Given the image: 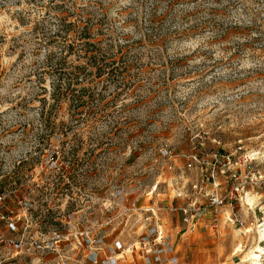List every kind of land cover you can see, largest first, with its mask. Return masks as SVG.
Returning a JSON list of instances; mask_svg holds the SVG:
<instances>
[{
	"label": "rangeland",
	"instance_id": "obj_1",
	"mask_svg": "<svg viewBox=\"0 0 264 264\" xmlns=\"http://www.w3.org/2000/svg\"><path fill=\"white\" fill-rule=\"evenodd\" d=\"M62 19L79 22L69 42L90 32L82 41L103 48L105 71L91 52L63 49ZM63 57L67 72L87 68L94 96L53 97ZM201 143L264 160V0H0V194L18 196L5 235L57 244L65 264L111 231L150 237L134 205L171 198L165 151ZM247 220L242 264H253L263 236ZM39 258L0 249V264Z\"/></svg>",
	"mask_w": 264,
	"mask_h": 264
},
{
	"label": "built area",
	"instance_id": "obj_2",
	"mask_svg": "<svg viewBox=\"0 0 264 264\" xmlns=\"http://www.w3.org/2000/svg\"><path fill=\"white\" fill-rule=\"evenodd\" d=\"M219 148L220 143L216 148L201 143L184 154H176L172 150L165 151V155L171 160L166 172L177 170L176 174L171 176L170 184L174 204L171 207L158 208L156 211L153 208L141 210L145 214L150 213L148 217L152 218L155 224V238L152 243L148 242L150 248L165 237L163 219L159 215L162 211L168 214L180 213L183 222L191 231L202 221L208 220L215 226L221 218H227L248 231L247 219L250 218L251 226L256 228L258 235L264 232V202L256 200L260 197L264 200V160L245 151L243 146H237L227 152H222ZM180 159L183 160L181 164ZM14 197L18 198L12 190L0 194V225L4 224L6 230L11 232L17 229V216L14 209L8 206ZM249 199H253L252 204ZM257 215L262 216L258 218ZM4 232L0 226V249H12L18 253H38L41 259L55 255L58 256V261L54 264H65L66 254L56 247L57 244L52 245L54 250L50 252L51 248L43 246L46 241L42 243L40 239L35 240L33 237H9ZM90 242L93 245V241ZM259 244L264 249V238H261Z\"/></svg>",
	"mask_w": 264,
	"mask_h": 264
},
{
	"label": "crops",
	"instance_id": "obj_3",
	"mask_svg": "<svg viewBox=\"0 0 264 264\" xmlns=\"http://www.w3.org/2000/svg\"><path fill=\"white\" fill-rule=\"evenodd\" d=\"M176 172L177 170L170 171L168 175L173 176ZM170 184H168V192H171ZM157 195L158 198L153 199L152 203L134 205L133 211L139 213L140 210L151 208L156 211L158 208H167L174 204L172 197L169 198L166 194ZM251 202L253 201H249L250 204H252ZM159 215L163 219L162 228L165 237L152 248L148 246V242L152 243L155 238L154 234L150 237H135L133 241H127L123 235L113 234L111 231L106 233L102 241L95 248H91V251L84 250L85 255L77 264L243 263L240 241L245 239L246 235L236 223L227 218H221L214 226L207 220L197 224L196 229L191 231L190 227L183 222L180 213L168 214L162 211L159 212ZM148 218L153 222L152 218ZM143 226H141V230H143ZM38 262L35 264L52 263L51 260L44 258H39Z\"/></svg>",
	"mask_w": 264,
	"mask_h": 264
},
{
	"label": "trees",
	"instance_id": "obj_4",
	"mask_svg": "<svg viewBox=\"0 0 264 264\" xmlns=\"http://www.w3.org/2000/svg\"><path fill=\"white\" fill-rule=\"evenodd\" d=\"M78 19L76 21L74 20H67V19H62L61 20V29L60 33H65L66 37V43H64V48L67 51L74 49H80V50H85L91 53H83L87 55L88 60H94L95 65L99 68L100 71H105V68L108 67V63L104 61V59L99 60V56L103 51L102 47H97L98 45L97 42H90V41H82L84 36H90L89 33H85L84 31H81L77 33L76 35V41L74 42H69V28H74L76 25H78ZM198 29V28H197ZM195 28H189L188 31L194 32V30H197ZM75 32V31H73ZM88 32V30H87ZM71 41V40H70ZM113 45H111L112 47ZM104 58V57H103ZM101 63V64H100ZM68 62L66 60V57H63L57 66L60 67V70L58 73L60 74L58 83L54 89V98L57 99H62L65 97H72L77 100V102H82L85 100V98H90L92 93H89L90 87L88 88L86 85H82L81 82L83 79H81L82 75H86L87 68L84 65L80 66H71V71L67 72L63 68V66L67 65ZM87 65H90V63H86ZM102 73V72H100ZM122 83L120 82L119 85ZM65 86V87H64ZM65 88V89H64ZM88 92V93H87Z\"/></svg>",
	"mask_w": 264,
	"mask_h": 264
},
{
	"label": "bare ground",
	"instance_id": "obj_5",
	"mask_svg": "<svg viewBox=\"0 0 264 264\" xmlns=\"http://www.w3.org/2000/svg\"><path fill=\"white\" fill-rule=\"evenodd\" d=\"M251 200L253 201V199H249V201H251ZM248 231H250V230H248ZM261 236H263V238H264V232H260V237ZM261 248H262V245H261V247L258 246V248L256 249V251L250 253V255L248 256L249 258L247 260H245V261L246 262L247 261H252L253 264H260V261H261V258L262 257L260 255H258L259 251H262L263 250V253H260V254L264 255V249L262 248V250H261Z\"/></svg>",
	"mask_w": 264,
	"mask_h": 264
}]
</instances>
